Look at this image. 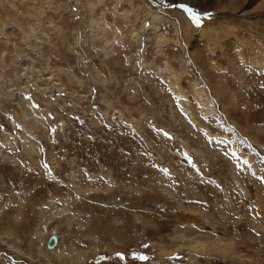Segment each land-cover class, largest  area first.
<instances>
[{"label":"rangeland","instance_id":"obj_1","mask_svg":"<svg viewBox=\"0 0 264 264\" xmlns=\"http://www.w3.org/2000/svg\"><path fill=\"white\" fill-rule=\"evenodd\" d=\"M0 264H264V0H0Z\"/></svg>","mask_w":264,"mask_h":264},{"label":"snow or ice","instance_id":"obj_2","mask_svg":"<svg viewBox=\"0 0 264 264\" xmlns=\"http://www.w3.org/2000/svg\"><path fill=\"white\" fill-rule=\"evenodd\" d=\"M170 7H181V8H185V5H170ZM189 12H192V9H186ZM193 20L198 24L199 23V17L197 15H193ZM167 135V134H165ZM118 256H120L121 258H123L121 253H117Z\"/></svg>","mask_w":264,"mask_h":264},{"label":"bare ground","instance_id":"obj_3","mask_svg":"<svg viewBox=\"0 0 264 264\" xmlns=\"http://www.w3.org/2000/svg\"><path fill=\"white\" fill-rule=\"evenodd\" d=\"M253 1H254V0H252V2H253ZM159 10L163 11V9H162V8H160V7H159ZM54 247H55V246H54Z\"/></svg>","mask_w":264,"mask_h":264}]
</instances>
